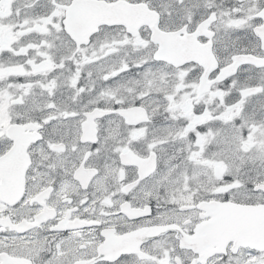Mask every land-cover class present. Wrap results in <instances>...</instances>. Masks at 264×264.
<instances>
[{"label":"snow or ice","instance_id":"obj_1","mask_svg":"<svg viewBox=\"0 0 264 264\" xmlns=\"http://www.w3.org/2000/svg\"><path fill=\"white\" fill-rule=\"evenodd\" d=\"M0 264H264V0H0Z\"/></svg>","mask_w":264,"mask_h":264}]
</instances>
